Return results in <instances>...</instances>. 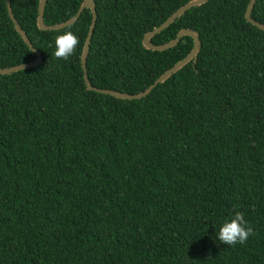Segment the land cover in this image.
I'll return each instance as SVG.
<instances>
[{
	"label": "trees",
	"instance_id": "obj_1",
	"mask_svg": "<svg viewBox=\"0 0 264 264\" xmlns=\"http://www.w3.org/2000/svg\"><path fill=\"white\" fill-rule=\"evenodd\" d=\"M40 0H10L41 54L0 76V264H264V32L250 0H208L151 39L195 32L194 61L141 100L88 91L81 55L91 23L41 31ZM191 0H94L91 85L134 95L187 56L190 37L147 50L144 34ZM83 0H47L44 23ZM264 25V0L251 12ZM80 44L57 59L55 37ZM0 0V69L34 61ZM240 211L253 228L235 247L217 238Z\"/></svg>",
	"mask_w": 264,
	"mask_h": 264
},
{
	"label": "water",
	"instance_id": "obj_2",
	"mask_svg": "<svg viewBox=\"0 0 264 264\" xmlns=\"http://www.w3.org/2000/svg\"><path fill=\"white\" fill-rule=\"evenodd\" d=\"M6 5H7V11L10 20L12 21L14 25V29L16 30L17 34L20 36V38L23 40V42L34 52L36 58L32 62H28L25 64H21L18 66L10 67V68H4L0 69V76L1 75H8L16 72H20L23 70H27L30 68L37 67L41 64L42 58L41 54L39 51H37L33 45L31 44L29 38L27 37L26 33L21 29V27L18 25L16 20L13 17L11 7H10V0H5ZM47 0H40L39 1V6H38V15H37V20H36V25L37 28L41 31H59L62 30L68 26H72L75 24V22L78 20L80 15L82 14L83 10L87 9L91 12V23L89 26V30L87 33V37L84 42L83 50H82V55H81V67L83 70V79H84V84L85 87L88 91H93L102 95H107L119 100H128V101H133V100H141L148 96L154 88H156L159 84H163L167 79H169L172 75H174L176 72L181 70L183 67H185L188 63L191 61H194L196 59L197 54L199 53L200 50V40L197 36V34L191 30H181L177 36L172 39L171 41L161 44V45H154L151 43V39L159 34L161 31H163L165 28H167L169 25H171L176 19H178L180 16H182L185 12L189 11L192 8H196L199 6H202L208 0H191L179 9H177L173 14H171L162 24H160L158 27L152 29L151 31L147 32L144 34L142 38V45L145 49L150 50V51H155V52H162L169 50L171 48H174L180 41L181 38L187 36L190 37L193 41V47L191 51L187 54L185 58L177 62L175 65H173L170 69L166 70L163 74H161L154 82L153 84L148 87L144 92L134 94V95H129V94H123L111 90H101L93 87L89 81V78L87 76V71H86V63H87V56L89 52V45L91 41V37L94 31V28L96 26V21H97V12H96V5L94 0H83L81 6L79 7L77 13L75 14L74 17L69 19L66 22L53 25V26H47L44 23V10H45V5H46ZM256 0H250L248 3V6L245 11V20L252 26L256 27L257 29L261 30L264 32V25L254 21L251 17V12L254 8Z\"/></svg>",
	"mask_w": 264,
	"mask_h": 264
},
{
	"label": "clouds",
	"instance_id": "obj_3",
	"mask_svg": "<svg viewBox=\"0 0 264 264\" xmlns=\"http://www.w3.org/2000/svg\"><path fill=\"white\" fill-rule=\"evenodd\" d=\"M54 42V56L65 61L75 53L77 46L80 44L79 37L71 30L57 35ZM251 235H253V228L248 225L244 214L240 211H237L230 219L224 220L218 233H216L222 244L232 247L237 244H245Z\"/></svg>",
	"mask_w": 264,
	"mask_h": 264
}]
</instances>
